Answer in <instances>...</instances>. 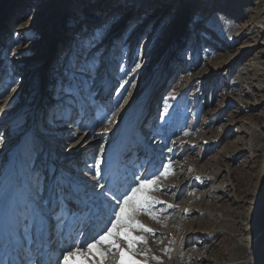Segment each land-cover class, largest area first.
<instances>
[{"label":"rangeland","instance_id":"obj_1","mask_svg":"<svg viewBox=\"0 0 264 264\" xmlns=\"http://www.w3.org/2000/svg\"><path fill=\"white\" fill-rule=\"evenodd\" d=\"M207 2L0 0V189L18 206L34 173L46 184L71 177L89 194L124 191L170 163L173 174L153 193L166 202L156 205L164 226L139 215L154 235L133 233L147 240L136 259L264 264V76L248 65L264 68V0ZM94 33L102 41L82 50ZM120 151L126 160L111 169ZM210 173L213 182L204 181ZM98 182L105 189H93ZM222 183L228 198L214 191ZM69 207L52 230L53 264L70 236L92 237L110 211L103 196ZM244 223L256 234L253 256L235 240ZM9 244L16 263L26 264L29 248L35 253V244L6 230L0 256L11 257Z\"/></svg>","mask_w":264,"mask_h":264},{"label":"snow or ice","instance_id":"obj_2","mask_svg":"<svg viewBox=\"0 0 264 264\" xmlns=\"http://www.w3.org/2000/svg\"><path fill=\"white\" fill-rule=\"evenodd\" d=\"M102 39L100 33L92 34L82 50L86 51ZM136 67L139 68L140 65L137 64ZM167 111L165 104L164 112ZM107 131L105 128L104 132ZM4 143L5 138L0 135V146ZM101 163L102 160L97 158L94 180L101 176ZM162 168L158 173L136 176L135 182L128 185L124 191L105 189V185L98 182L92 186L93 189L99 187L105 191H94L92 194L63 175L53 176L50 183L46 184L41 181L39 174L34 173L28 187V196L19 206L10 194L0 189V244L3 243L7 230L10 237L22 236L30 246L35 244L34 254L31 248L28 249L29 258L26 264H53L45 242L50 241L53 227L63 223L68 215L72 214L69 205L83 202L86 198L103 196L110 205L105 226L87 240L81 241L70 236V242H66V247L62 245L55 264H105L106 259L114 260L115 264H143L136 259V245L147 244V240L145 235L133 233L154 235V229L140 221V214L164 226L160 219L162 209H158L156 205H164L166 202L157 199L153 193L161 191V181L167 180L173 173L170 163L164 164ZM173 207L174 205L167 204L168 209ZM140 255H147V252ZM0 264L4 262L0 260Z\"/></svg>","mask_w":264,"mask_h":264},{"label":"bare ground","instance_id":"obj_3","mask_svg":"<svg viewBox=\"0 0 264 264\" xmlns=\"http://www.w3.org/2000/svg\"><path fill=\"white\" fill-rule=\"evenodd\" d=\"M210 2H207L208 4L207 5H209L210 6V3H212V0H209ZM144 2V1H143ZM187 3V2H186ZM68 4V3H67ZM72 5H73V3H71ZM73 7V6H72ZM68 8H70L69 6H68ZM79 7H75V9L76 10H80V8L78 9ZM199 15V14H198ZM198 15H197V17H196V19H197V23L198 22H201V20L203 19V17H198ZM229 25V24H228ZM262 44V43H261ZM253 45V44H252ZM250 61V60H249ZM252 61V63H249L248 65H249V67L250 68H252L253 69V71H258V72H260V73H262V75L264 76V68H263V66L261 65L262 63L261 62H259V61H253V60H251ZM251 69V70H252ZM246 70V69H245ZM249 70V69H248ZM255 73V72H254ZM257 76V75H256ZM256 78V77H255ZM259 81V80H258ZM32 105H29V104H27L26 105V108H30ZM23 107H25V106H23ZM33 107H34V105H33ZM32 113V112H31ZM29 123H28V126H26L25 128H26V130H24V133L26 132V131H28L29 130V128H30V124H31V120H32V116H30L29 118ZM22 127L20 126V128L18 129L17 128V132H19V131H23L22 129H21ZM24 129V128H23ZM19 130V131H18ZM14 131H16V130H14ZM141 139L145 142V138L143 137V135L141 136ZM141 139H139L138 141L140 142L141 141ZM15 148V147H14ZM14 150V149H13ZM16 152V151H15ZM116 155V154H115ZM115 155L113 156V160L115 159ZM70 159V158H69ZM111 159V160H112ZM125 160H126V155H125V159H124V162H125ZM154 160H157V157H155L154 158ZM68 160H66V163H64V164H62V168L63 169H67L69 166H71V162H67ZM119 164H121V163H119ZM116 167H118V166H115V168ZM114 169V168H113ZM213 173V172H212ZM210 173V175H209V178H207L206 180H204V181H212L213 182V180H212V178H211V176L213 175V174H215V173ZM214 177H215V175H214ZM213 177V178H214ZM71 178V177H70ZM71 180L73 181V183L74 184H76V185H79L82 189H84L85 187H84V182H81V183H78V182H76V180L75 179H72L71 178ZM81 180H79V182H80ZM21 182H19L18 181V184H20ZM22 185H23V182H22ZM19 186V185H18ZM21 186V185H20ZM228 186V184L227 183H222V184H220V185H218L217 186V189L215 190L214 189V191H217L218 193H220V194H222V195H227L226 197L228 198L229 197V195L228 194H226V191H227V187ZM223 190H226L225 191V193H223L224 191ZM207 191H208V193L209 194H211V193H214V191L212 190V192H211V189H207ZM203 194H205V192H203ZM240 196V195H239ZM209 197H214V195L212 194L211 196H209ZM215 197H217V199H220V198H222V197H219V196H215ZM216 199V200H217ZM230 200V199H229ZM228 201V200H227ZM230 202L231 203H233V201H231L230 200ZM99 205H101V203L99 204V203H97V204H95V207L98 209V207H99ZM229 207V206H228ZM105 208H107V207H105ZM104 209V208H103ZM232 209V208H231ZM191 213V210H187V212L186 213ZM237 212V211H236ZM97 214V213H96ZM95 214V215H96ZM236 215V214H235ZM98 216V215H97ZM231 215L230 214H228L227 215V218L230 220L231 219ZM97 218H99V217H97ZM210 219H212V218H210V217H208L207 218V221L208 220H210ZM98 220H95V221H92V220H90L89 222H90V224H94V225H96L98 222H97ZM217 221V220H216ZM89 222H88V224L86 225V226H88V225H90L89 224ZM97 222V223H96ZM245 224V223H244ZM93 225V226H94ZM231 225H233V222H231V223H229L228 222V220H227V229L231 226ZM80 227H82L81 225H77V230H76V232L77 231H79V229H80ZM85 227V226H84ZM91 229V228H90ZM238 229V228H237ZM88 230V229H87ZM61 234V233H60ZM211 234V233H210ZM211 236H217V235H213V234H211ZM255 239H256V234H253L252 233V231H251V226H250V224H245L243 227H241V229H240V231L238 232V234H237V237H236V241H237V243H240L242 246H245V247H247V249H248V256H253V253H254V246H255ZM84 240V237L82 238V241ZM85 240H87V236H86V238H85ZM194 255V254H193ZM196 255V254H195ZM11 256H13V254L11 255ZM198 256V255H197ZM13 257H15V256H13ZM6 264H8V263H6Z\"/></svg>","mask_w":264,"mask_h":264}]
</instances>
